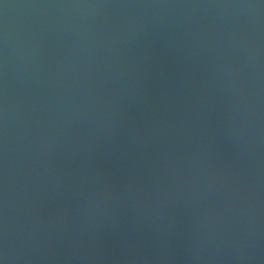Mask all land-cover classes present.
Instances as JSON below:
<instances>
[{"label":"water","instance_id":"obj_1","mask_svg":"<svg viewBox=\"0 0 264 264\" xmlns=\"http://www.w3.org/2000/svg\"><path fill=\"white\" fill-rule=\"evenodd\" d=\"M0 264H264V0H0Z\"/></svg>","mask_w":264,"mask_h":264}]
</instances>
